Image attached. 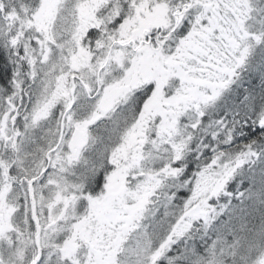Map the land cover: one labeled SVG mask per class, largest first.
Wrapping results in <instances>:
<instances>
[{
  "label": "snow or ice",
  "instance_id": "6c2138e0",
  "mask_svg": "<svg viewBox=\"0 0 264 264\" xmlns=\"http://www.w3.org/2000/svg\"><path fill=\"white\" fill-rule=\"evenodd\" d=\"M0 264H264V0H0Z\"/></svg>",
  "mask_w": 264,
  "mask_h": 264
}]
</instances>
